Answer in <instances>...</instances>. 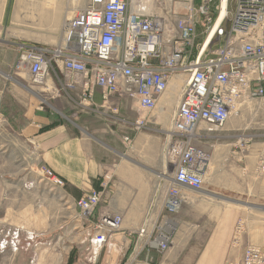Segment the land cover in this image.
<instances>
[{
    "label": "built area",
    "instance_id": "obj_1",
    "mask_svg": "<svg viewBox=\"0 0 264 264\" xmlns=\"http://www.w3.org/2000/svg\"><path fill=\"white\" fill-rule=\"evenodd\" d=\"M76 1L58 44L16 43L20 54L16 70L29 72L33 82L43 84L53 70L62 67L74 77L66 86L81 87V103H92L97 87L106 101L117 96L137 103L140 115L132 123L137 131L150 128L158 115L171 110L163 142L166 178L156 187L136 232L149 250L164 254L174 239L178 226L174 217L185 203L184 191H200L205 182L210 155L196 141L207 132L223 129L248 99L264 108V0H235L233 10L232 0H200L199 6L197 0ZM224 3L226 14L209 42ZM214 12L218 13L215 20ZM199 14L208 16L202 21V42L197 37ZM225 22L228 27L220 45L208 51ZM176 82L179 97L172 105L167 100ZM124 141L132 142L129 136ZM258 170L264 172V159ZM40 173L52 187L65 189V180L52 168L42 166ZM103 196L102 190L92 189L74 199L75 208L89 222L88 234L97 248L123 226L120 213L98 211L95 218ZM243 227L244 222L238 220L236 237ZM132 260L144 263L138 256ZM227 264H264V252L248 244L241 259Z\"/></svg>",
    "mask_w": 264,
    "mask_h": 264
},
{
    "label": "crops",
    "instance_id": "obj_2",
    "mask_svg": "<svg viewBox=\"0 0 264 264\" xmlns=\"http://www.w3.org/2000/svg\"><path fill=\"white\" fill-rule=\"evenodd\" d=\"M14 1L0 0V24L7 34L0 36V137L8 146L16 145L19 138L26 147L27 170L52 168L65 180V189L74 199L86 196L100 185L104 196L98 211L123 215L122 229L100 248L104 250L106 264L125 260L131 245L130 261L138 256L144 263L152 260L151 264H227L241 259L248 244L258 245L264 252V172L258 170L254 153L245 154L244 148L237 150L251 139L245 136L243 142L240 138L236 140L239 129L229 126L230 121L223 129L207 132L202 138L201 147L210 155L205 182L202 190L196 192L199 197L192 202L187 199L175 215L178 226L170 249L161 254L145 246V240L136 232L144 223L161 175L168 170L163 146L162 155L148 163L151 167L140 162L134 165L116 162L114 154L125 156L121 147H129L133 141L141 153L145 152L149 140L143 131L157 132L152 125L156 122L148 129L135 130L132 123L140 115L137 103L117 96L106 101L98 87L92 103L90 100L81 103V87L66 86L74 77L62 67L53 70L42 86L34 85L32 80L11 77L9 74L15 71L20 55L16 43L58 44L65 18L76 5L74 0H62L67 4V11L62 7L56 27L40 32L23 27L18 30L31 31V35L26 32L29 37H22L9 31ZM51 39L57 43L47 42ZM115 108L118 113H114ZM125 136L131 138L130 144L125 143ZM146 153L151 154L150 149ZM132 167L146 168L153 173L148 187L134 181L141 186L136 187L130 182L134 179ZM12 186L15 187V180L0 176V204L7 190L10 198ZM212 201L220 205L219 211H209ZM240 219L244 227L236 237Z\"/></svg>",
    "mask_w": 264,
    "mask_h": 264
},
{
    "label": "rangeland",
    "instance_id": "obj_3",
    "mask_svg": "<svg viewBox=\"0 0 264 264\" xmlns=\"http://www.w3.org/2000/svg\"><path fill=\"white\" fill-rule=\"evenodd\" d=\"M59 1L62 2V5L57 7V12L60 13L58 20L52 22L46 19L41 22V15L36 14L38 4L34 0H28L27 11L29 13L25 16L28 21L25 22L26 26L24 27H28L33 32L56 27L61 19L62 7H66L67 11V4L64 2V5L62 0ZM74 4H77V1ZM199 4L200 0H197L196 5L199 6ZM12 6V12H14L15 1ZM235 7L236 2L232 0L230 9L233 10ZM207 18L208 16L202 14L197 15V37H199V34H204L205 28L202 26V21H206ZM34 25L37 27L33 28ZM227 27L228 23L225 22L220 33L213 38L208 51L214 50L220 45V36L223 31H226ZM16 28L17 31L9 30L11 35L22 37L31 35V31L18 30L23 26ZM47 42L57 43L54 39L47 40ZM19 59L20 55L16 63ZM9 75L11 77L14 75L18 80L20 78L32 80L27 71H17L15 69ZM174 85V83L171 85L170 91L172 93V86ZM258 105L256 100L248 99L246 103L242 102L239 106V115H234L231 118L230 122L232 124L229 126L239 129L236 131L238 133L236 140L239 139L240 135H246L251 139L243 147L239 146L237 150L241 151L244 148L245 154L254 153L259 169L260 160L264 159V108H258ZM154 121L156 123L152 125L158 129L157 132L143 131L145 138L149 140V143H147L149 148L145 150L150 149L151 154L146 153V151L141 153L142 150L137 148L136 142L133 141L131 146L121 147V153H124L125 156L118 153L114 154L116 162H127L129 165L139 164L140 162L151 167L148 163L162 155L165 133L170 129L171 110L160 117H156ZM236 125L240 127H235ZM1 140L3 141L1 142ZM256 142H259V144L255 145ZM196 143L201 147L202 138L198 139ZM25 150L26 147L19 138L16 145L8 146L4 142V138L0 137V176L15 180V187L12 186L11 188L13 193H11L10 198H8L10 192L7 190L6 195H4L5 198L1 199L0 204V264H69L73 258L72 256L76 257L74 264H106L104 250L97 248L91 241V236L88 234L89 222L86 216L75 208L74 197L66 189L60 190L52 187L47 179L41 175L40 170L31 168L27 170ZM131 170L134 179L130 182L136 187L141 186L134 181L141 182L145 188L148 187V182L152 179L153 173L141 167H132ZM106 173L107 170L104 171V174ZM114 179L118 180L117 177H114ZM196 194L198 195V193ZM218 206L220 205L217 202L212 201L208 205V209L209 211H219ZM262 216L264 217L263 214ZM130 258L131 255L128 260L126 256L125 260L122 259L118 264H135L133 260L130 261ZM139 260L144 261L141 257H139Z\"/></svg>",
    "mask_w": 264,
    "mask_h": 264
},
{
    "label": "bare ground",
    "instance_id": "obj_4",
    "mask_svg": "<svg viewBox=\"0 0 264 264\" xmlns=\"http://www.w3.org/2000/svg\"><path fill=\"white\" fill-rule=\"evenodd\" d=\"M27 1L28 0H16L15 1V8H14V12H13L12 27H11V29L13 31H15L17 29L16 27H18V26H23V27L26 26L25 22L28 21V20H26L25 16H26V14L29 13L27 11V9H28L27 8V5H28ZM34 2H36L38 4V8H37L36 14L38 13V14L41 15V17H42L41 22L46 20V19L47 20H51L53 22L54 20H58V18L60 17V13L57 12V7L59 5H62V2H60L59 0H46L45 2H44V0H34ZM75 2H76V0H75ZM223 6H224V9H223L222 13L220 14L219 18L217 19L216 23L214 24V26H213L214 28L212 27L213 30H212V32L210 34L209 39H208L209 42L211 41L212 35L216 31L218 25H220L224 15L226 14V9H225L226 8V3H224ZM34 27H37V26L34 25L33 28ZM177 87H178V83L176 82L175 85L172 86L173 93L170 96L171 99L167 100L170 104H175L178 101L179 94H178ZM161 112L163 113V111H160V113ZM161 115H158V116L160 117ZM244 138H246V137L245 136H240V140H243ZM161 177H162L161 179L166 178L165 173L162 174ZM195 192H199V191L185 190L184 191L185 199L186 200L188 199L189 202L190 201L192 202V200H194L197 197H199V193L197 195Z\"/></svg>",
    "mask_w": 264,
    "mask_h": 264
},
{
    "label": "trees",
    "instance_id": "obj_5",
    "mask_svg": "<svg viewBox=\"0 0 264 264\" xmlns=\"http://www.w3.org/2000/svg\"><path fill=\"white\" fill-rule=\"evenodd\" d=\"M217 15H218V13L217 12H214L213 13V19L215 20L216 19V17H217ZM204 37H205V34H199V37H198V42H202L203 40H204ZM97 188L98 189H100L101 187H100V185H97ZM101 190V189H100ZM99 208V207H98ZM97 216H98V209H96V212H95V218H97ZM132 251H133V245H131V247L129 248V253H128V255H127V258H128V256L132 253ZM73 257V258H72ZM71 258L73 259H71L70 260V262H69V264H74L75 263V260H76V257L74 258V256H72Z\"/></svg>",
    "mask_w": 264,
    "mask_h": 264
}]
</instances>
